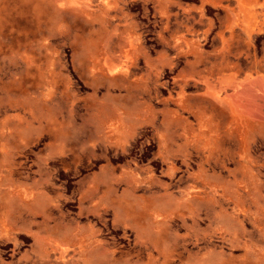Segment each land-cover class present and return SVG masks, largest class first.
<instances>
[{
	"label": "rangeland",
	"instance_id": "1",
	"mask_svg": "<svg viewBox=\"0 0 264 264\" xmlns=\"http://www.w3.org/2000/svg\"><path fill=\"white\" fill-rule=\"evenodd\" d=\"M0 264H264V0H0Z\"/></svg>",
	"mask_w": 264,
	"mask_h": 264
},
{
	"label": "crops",
	"instance_id": "2",
	"mask_svg": "<svg viewBox=\"0 0 264 264\" xmlns=\"http://www.w3.org/2000/svg\"><path fill=\"white\" fill-rule=\"evenodd\" d=\"M110 127L111 130H107V133H110V136H108L109 138V142L110 143H118L120 141L117 140V134L120 133V131L118 130L121 125L120 123H114V125H106V123H100V127L102 128H106ZM139 125L136 126V128H138ZM97 139H88L86 143L88 144H104L107 142V139H104L103 135H98L96 137ZM163 159L167 158L165 155H162ZM148 191H144V192H139L138 195L142 197L141 200L138 201H132V202H124V204L126 205V208L128 209L127 211L124 212L126 217H132L135 219V221L137 223H139V225L134 226L131 225L129 221H127L128 223H122L121 228L122 229H127L130 232H132L135 238H139L140 236L138 235V230L141 229H145L146 225H147V220L153 222V223H165L166 222V218L167 215H170L169 213H166L164 215V213H162L159 210L154 209V205L159 204L160 200H148V198L152 195V196H156V197H164L170 193H172V190L170 189V187L168 185L161 184L159 186H157V189H151L148 188ZM130 207H129V206ZM91 208L89 211H86V215H81L80 221L81 220H85L86 221V226H88V228H92L94 231V234H97V231L100 229V227L98 225H101L100 219L102 217V215L106 212L105 207L102 205V203L97 202V201H92L89 205ZM134 207H137L138 209H134ZM82 212V211H81ZM80 212V213H81ZM130 224V225H129ZM136 233V234H135ZM94 237V236H92ZM95 238V237H94ZM81 245L80 246H76L73 251V256L74 255H79V252L82 251L84 254L86 255V238L82 241H80Z\"/></svg>",
	"mask_w": 264,
	"mask_h": 264
},
{
	"label": "bare ground",
	"instance_id": "3",
	"mask_svg": "<svg viewBox=\"0 0 264 264\" xmlns=\"http://www.w3.org/2000/svg\"><path fill=\"white\" fill-rule=\"evenodd\" d=\"M232 26V25H231Z\"/></svg>",
	"mask_w": 264,
	"mask_h": 264
}]
</instances>
